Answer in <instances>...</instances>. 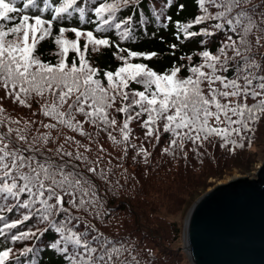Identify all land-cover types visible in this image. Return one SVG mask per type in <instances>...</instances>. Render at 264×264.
I'll use <instances>...</instances> for the list:
<instances>
[{
    "label": "snow or ice",
    "instance_id": "1",
    "mask_svg": "<svg viewBox=\"0 0 264 264\" xmlns=\"http://www.w3.org/2000/svg\"><path fill=\"white\" fill-rule=\"evenodd\" d=\"M53 2L59 6L52 8L49 0H42L43 6L38 7L37 0H23L22 7H17L20 0H0V88L21 107L31 109L34 97L43 99L39 113L52 121H41V127L47 131L37 129L30 136L36 121L16 119L0 105V237L8 239V233L17 229L18 234H12L11 241L39 240L54 230L56 239L49 247L57 249L66 264H141L133 254V246L107 237L92 222L102 221L107 215V211H102L104 205L97 181L111 184L109 176L113 172L111 167L101 166L103 155L92 158L89 145L98 141L84 125H91L98 133L107 132L108 139L117 146L123 144L124 156L128 148H136L131 143L130 122L145 115L147 119L141 127L147 129L146 138L154 137L159 142L163 134L169 136L168 145L162 150L165 154L183 152L189 142L193 146L191 150L198 151L212 137L222 141L221 148L231 145L230 151L243 147L233 137L243 141L244 134L253 132L252 125L264 117V54L261 59L253 55L251 39L255 37V47L264 46L261 43L264 14L254 12L250 0H196L202 14L188 23L174 22L173 34H180L176 39L183 36L187 40L214 37L223 32L226 39L216 53L200 51L202 63L189 67L187 71L191 74L182 77V66L158 73L144 63L132 62L140 58L150 60L156 57L155 52L122 48L119 51H127V56H119L122 64L115 72L103 73L105 85L96 78L98 71L84 53L97 52L101 46H110L111 41L78 27L61 26L54 33L55 21L73 13L83 18L85 8L78 0ZM139 2L142 0L100 2L91 10L95 16V32L115 28L122 39H131L132 17L117 22V13ZM173 3L175 0H166L165 7ZM210 7L216 9L215 13L209 11ZM37 8V14H23ZM183 8V4L178 5V10ZM49 10L54 14L43 18ZM14 13H21L17 23L11 26L3 23L16 20L11 15ZM207 21H216L211 30L207 27L191 30ZM66 33L74 34L75 38H68ZM53 36L59 48L55 64L42 61L38 54V45ZM171 47L175 49L177 45ZM69 52L76 54L78 63L75 58L69 62ZM187 59L191 61L192 57ZM132 84L141 86L142 90H131ZM48 96L52 97L50 102ZM249 99L254 102L249 104ZM118 100L120 106L116 107ZM112 109L125 117L119 127V140L108 131L117 126V119L110 115ZM65 130L75 135H66ZM77 135L88 143L76 139ZM60 136L64 143H59ZM65 145H75V148L68 150ZM98 151L105 152L102 145ZM137 155H142L147 163L151 153L141 145ZM13 212L22 218L8 222L5 213ZM33 219L44 227L19 230L18 226ZM32 252L34 249L27 247L20 255ZM125 253L128 258H124ZM12 255H15L12 248L0 250V264H6Z\"/></svg>",
    "mask_w": 264,
    "mask_h": 264
},
{
    "label": "trees",
    "instance_id": "2",
    "mask_svg": "<svg viewBox=\"0 0 264 264\" xmlns=\"http://www.w3.org/2000/svg\"><path fill=\"white\" fill-rule=\"evenodd\" d=\"M62 2V0H60ZM103 0H78V4L81 7L85 8V13L83 18L80 17L79 13H73L72 16H67L64 14L59 21H55L54 33L57 28L64 27H78L81 31H93L94 35L99 38H107L111 41V45L108 47L101 46L97 52H88L84 53L85 58L89 60V63L92 67L96 68L98 75L96 78L100 79L103 84H107V80L104 78L103 73L106 71L115 72V70L121 66L122 61L119 59V56H127V51L121 52L119 49H128L129 51L136 52H146L157 53L156 57L145 60V59H133V63H144L148 65L153 70L158 73H163L166 70H170L173 66H182L181 76L186 77L191 73L187 69L191 66H196L202 63V58L199 53L202 50H210L212 53H216L222 41L226 39V35L223 32L218 33L214 37H195L185 40L183 36L180 39H176V33L174 35L175 23H188L195 19L197 15L202 13L199 10L196 0H175V3L171 4L169 7H165L166 0H142V2L137 3L135 6H129L128 8L122 9L117 13V22L120 19H126L129 16L132 17V28L133 36L131 39H122L119 35L118 30L115 28L110 29L104 33L95 32V16L91 11L93 7L98 6ZM110 2V0H109ZM49 3L52 4V8L59 6L58 3L49 0ZM251 6L254 8V12L258 14H264V0H250ZM23 0H20L17 7H22ZM183 4V10H178V5ZM38 7H42V0H37ZM209 11L215 13V8H209ZM38 13L37 9L26 10L25 13L29 16ZM50 14H54L51 10L46 11L43 14V18H49ZM157 14L159 18H157ZM16 16L17 19L13 21L3 22L9 26L18 22V18L21 13L11 14ZM168 17H171V20H168ZM216 23V21H207L202 25H195L191 30H199L201 28H209L211 30V25ZM231 34V33H229ZM66 36L70 39H74V34L66 33ZM235 39L236 37L233 36ZM55 37L46 38L38 45V54L42 61L50 62L55 64L59 56L56 53L59 52L58 46L54 43ZM253 41V55L257 59H261V55L264 54V46L255 47V37L251 38ZM203 40L204 43L201 44L200 41ZM84 40L81 38L80 46L83 50ZM264 44V41L261 42ZM172 44H176L177 47L173 49ZM115 53V55H114ZM231 55V53H229ZM188 56L192 57V60L187 59ZM75 58L77 63L79 58L76 57L74 52H69V62L71 59ZM232 72L228 73L229 77L232 76ZM131 90H142L141 86L132 84L130 85ZM50 102L52 97H47ZM254 101L251 99L248 100V103L251 104ZM31 109L21 107L17 103H13L12 99L5 95L3 88H0V105L6 110V112L16 119H21L22 121H36L32 126L33 129H43V132L47 131L41 127L40 122L50 123L49 119L43 117L39 113V106L44 103L43 99L34 97L32 100ZM120 106V101H117L116 107ZM35 113V115L33 114ZM110 115L115 116L117 119V126L114 128H109L108 131L116 137L117 140L121 138L119 127L124 120V115L117 113L115 109L110 110ZM77 119L83 120L82 116H77ZM147 119L145 115L138 121L130 122V128L132 129L131 143L136 141V137L144 138L142 142L154 138V137H145V132L147 129L142 128L141 124L143 120ZM235 119V117H234ZM264 121V117L260 119L259 122ZM257 123L252 125L256 135H258V129L256 127ZM85 130L96 138L98 143H92L91 156L94 158L96 155H103L102 167H111L113 169V175L109 177V180L113 183L112 186H105L99 184V196L103 201L108 203L111 210L115 206L112 203L114 199L119 200V203L116 205L117 208L121 207L128 214L129 221L131 216L134 217V220L137 219L135 214H142V224H143V234L147 236L163 238V234L158 232L155 229L157 222L164 218V214L159 213V206L157 203L150 199H155L157 194L163 192L165 195H168L172 192L171 185L167 180L171 174H174L172 171L176 172L175 185L177 186L179 197L176 204L177 211L183 212L184 208L190 205L194 199L199 195L200 191L205 187V178L207 175H204L205 172H208L210 168L215 167L214 164H225L228 160L235 158L238 154L244 152L241 148H247L250 143L246 144L245 140L241 141L239 137H233L238 141V143H243V147H236L234 150L230 151L231 145L228 148H221L219 145L222 143L218 137L210 138L209 142H205L203 147H199L198 151H192V144L188 143V154L183 156L181 152H176L174 155L161 153V149L166 145L163 140L169 138L167 134L162 135V139L157 142L154 140L150 145L142 143L143 147L151 153V156L147 158V163H145V158L142 155H137L132 153L130 148H128L127 155L124 156V147L120 145H115L111 140L108 139L107 132H97V130L89 124L84 125ZM250 133V136L254 139L256 135ZM74 134V133H73ZM75 135V134H74ZM245 135V134H244ZM79 139H83L77 135ZM252 143L253 140L251 139ZM87 144L88 141L84 140ZM103 146L105 152L100 153L98 148ZM134 145V144H133ZM140 145V146H141ZM152 145H155L152 146ZM137 150V149H136ZM199 153V154H198ZM156 154H162V156L155 163L158 172L157 175L150 174L151 165L148 161L151 160L152 156ZM124 156V159L121 160L120 157ZM135 157V160L132 159ZM250 156H247L249 158ZM111 160V164H109ZM247 163H251V160H247ZM244 164V167L249 164ZM213 164V165H212ZM117 165H120L117 167ZM114 166V167H113ZM208 176H211L209 174ZM198 177V178H197ZM163 179V180H162ZM118 181V183H116ZM173 189V190H174ZM145 201V202H144ZM144 204V209L140 212L135 213L127 210L126 206L133 210L134 205ZM158 212V213H157ZM8 222H12L16 219L22 217L18 213H5ZM148 218V219H147ZM153 221L154 223L149 224L148 220ZM149 220V221H150ZM171 236L169 241H172L173 238H176L180 228L175 226L174 222L170 224ZM2 227V224H0ZM35 227H44L37 223L36 219L31 220L30 222H25L24 225L18 226L20 231H26L29 228L35 230ZM82 227V226H81ZM142 226H139V230L142 231ZM169 230V229H168ZM157 231V232H156ZM135 232V231H132ZM163 232V229H162ZM12 234H18L17 229H13L8 233V239L0 237V250L5 248H12L15 255L10 256L9 261L6 264H66L62 260L61 253L55 249L49 247L50 244L54 242L56 236L54 235V230L48 231L46 234H43L39 240H23L13 242L10 239ZM107 236V235H106ZM109 237V236H107ZM164 237L165 233H164ZM111 238V237H110ZM134 242V252L142 245L140 238H137L135 233L132 237ZM31 247L34 249V252L27 253L25 255H20L23 249ZM158 251V250H157ZM161 253L158 255V261L154 257L155 253L151 254V259H153L152 264H180L179 259H174V250L171 248H166L165 245L161 247ZM159 252V251H158ZM134 254V253H133ZM124 258H128L127 253H125ZM138 258V255H137ZM139 258L145 259V255L139 254ZM150 259V260H151Z\"/></svg>",
    "mask_w": 264,
    "mask_h": 264
},
{
    "label": "water",
    "instance_id": "3",
    "mask_svg": "<svg viewBox=\"0 0 264 264\" xmlns=\"http://www.w3.org/2000/svg\"><path fill=\"white\" fill-rule=\"evenodd\" d=\"M182 238L191 264H264V159L198 196Z\"/></svg>",
    "mask_w": 264,
    "mask_h": 264
},
{
    "label": "rangeland",
    "instance_id": "4",
    "mask_svg": "<svg viewBox=\"0 0 264 264\" xmlns=\"http://www.w3.org/2000/svg\"><path fill=\"white\" fill-rule=\"evenodd\" d=\"M256 127L258 129V135H256L255 132H253V134L256 135L254 139L252 138V136H250V133L245 134L244 140L246 144L247 143L249 144V137L253 140V143L251 141L250 143L251 145H248L247 148H241V150H243L244 152L238 154L235 158L228 160L225 164H222V166L221 164L219 165L214 164L216 165V168L212 167L210 168L208 172L204 173V175H207V177L205 178V182H204L205 187L202 190H199L200 193L198 196H200L202 193H204L205 191L213 187L215 184L219 182H223L226 179L231 178L233 176H238V175L239 176L247 175L250 177L254 176V173L258 167L257 166L258 163L264 159V121L258 122ZM36 130L37 129H33L32 132L30 133V136L36 134ZM39 131L43 132V129H39ZM65 134L74 135L72 132L67 131V130H65ZM56 135L57 133L54 132L53 136H56ZM76 139H79V138L76 136ZM142 139L144 138L136 137V141L133 142L136 148L135 149L130 148L132 153H136L142 143H145L147 146V145H150L155 140V138H151V139H148L142 142ZM168 140L169 138L165 137L163 142H165L166 145H168ZM59 143H64L63 136L59 137ZM120 146L124 147L123 144H121ZM65 147L68 150H73L75 148V145H65ZM164 148H162L161 151ZM188 149L189 148L187 144L185 147V150L181 152L183 156H185V152L188 154ZM161 153H163V151ZM161 156L162 154H156L152 156L151 160L148 161L149 164H153V167L151 165L152 171L150 172V174H153L155 176L157 175V172L159 169H157V167L155 166V163L158 161V159ZM247 156H250V157L247 158ZM247 160H251V163L250 164L247 163ZM246 163L249 165L244 167V164ZM105 168H108V167L106 166ZM113 169L114 168H112V172H113ZM172 172L174 174H171L167 179L169 181V184L171 185V190H172L169 196L165 195L163 192H160L157 194V197L155 199L149 200L151 204H152V201L154 203H157L159 206V209H158L159 213L164 214V218L160 220L159 223L157 222V225L155 227V229L158 230V232H161V234H163V238H159L158 236L157 237L147 236L146 234H143L144 226L142 224V214H135L137 218L135 220H134V217L131 216V220L129 221L128 214L124 212L125 210L121 207L119 208L116 207V205L119 203V200L115 201V199L113 201L115 203H112L115 206L111 210V208H109L108 206V203L106 201H103L101 198V201L104 205V208L102 209V211H107V215L104 216L102 221L101 220L92 221L98 228H100V230L105 235L111 237L113 240L123 241L125 242L126 245H131V246L134 245L135 240H133L132 237H134V233H135L136 237L140 238V241H142V245L137 249V251L134 252V255H138V259L140 260L141 264H152V261H153V259H151L152 253H155L154 257L158 261V255L159 253H161L160 250L163 245H165L166 248L169 247L174 250L173 257L174 259H179L180 264H191L186 251L183 249L182 232H183V226H184L185 218L187 216V212L193 202L190 205H188L186 208H184L183 212L177 211L178 204L176 203L177 202L179 203V201L177 200V198L179 197V194H178V190L174 189V188H177V186L175 185L176 172L174 171ZM209 174H211V176H208ZM97 183H101V182L97 181ZM101 185L113 187V183L111 184L101 183ZM127 206H126L127 210H130L134 213L135 211L140 212L144 209L143 203L134 205L133 210ZM76 214L79 215V213H76ZM89 219H91V217H89ZM149 220H148L149 224L154 223L153 221L151 220L149 221ZM173 222L175 226L180 228V231L178 232V235L176 238H173L172 241H169L170 237L171 236L173 237V235L169 233L170 226H171L170 224ZM139 226H142V228L140 227L142 231H137L139 230ZM162 229H163V232H162ZM132 231H135V232H132ZM164 233L166 237H164ZM139 254L145 255V259L139 258Z\"/></svg>",
    "mask_w": 264,
    "mask_h": 264
},
{
    "label": "bare ground",
    "instance_id": "5",
    "mask_svg": "<svg viewBox=\"0 0 264 264\" xmlns=\"http://www.w3.org/2000/svg\"><path fill=\"white\" fill-rule=\"evenodd\" d=\"M261 162H262V161H260V162L258 163L257 166H259ZM233 177H236V176H233ZM233 177H231V178H233ZM231 178H228V179H226L225 181H227V180H229V179H231ZM223 182H224V181H223Z\"/></svg>",
    "mask_w": 264,
    "mask_h": 264
}]
</instances>
